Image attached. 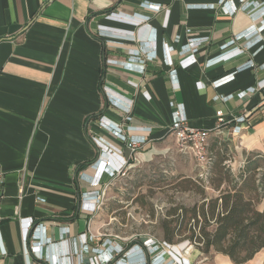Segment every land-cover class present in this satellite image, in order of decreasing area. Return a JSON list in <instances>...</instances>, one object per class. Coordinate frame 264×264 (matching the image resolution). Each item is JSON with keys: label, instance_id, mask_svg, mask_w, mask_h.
I'll list each match as a JSON object with an SVG mask.
<instances>
[{"label": "crops", "instance_id": "crops-1", "mask_svg": "<svg viewBox=\"0 0 264 264\" xmlns=\"http://www.w3.org/2000/svg\"><path fill=\"white\" fill-rule=\"evenodd\" d=\"M244 1L247 9L230 14L219 0H0V264H47L33 245L50 257L63 255L66 242L69 264H88L91 253L75 254L74 246L79 233H95L97 209L82 203L100 188L90 181L109 155L94 138L121 149L130 165L127 141L145 136L136 153L145 159L173 138L170 100L200 128L214 127L218 110L244 116L249 124L232 133L231 123L221 134L241 137L246 152L264 148V100L251 89L264 81V28L243 36L264 21V12L248 11L264 0ZM192 38L195 59L182 64ZM235 70L234 80L213 87ZM112 178L104 173L101 184ZM29 219L41 236L31 229L24 249Z\"/></svg>", "mask_w": 264, "mask_h": 264}, {"label": "rangeland", "instance_id": "rangeland-1", "mask_svg": "<svg viewBox=\"0 0 264 264\" xmlns=\"http://www.w3.org/2000/svg\"><path fill=\"white\" fill-rule=\"evenodd\" d=\"M244 145L246 143L241 137L227 133L209 138V149L213 153L214 161L223 158L222 168L228 167L232 172H238V169L247 165V159L255 158L259 162L257 175L264 177V148L246 152ZM146 156L142 159L141 154H136L132 158V164H124L107 184L98 188L100 202L95 217V233L99 234L97 242L101 243L109 237L128 244L140 237L152 235L165 240L163 229L175 224L172 221L175 215L169 213L172 208L191 206L202 199L198 191L199 181L197 185L189 184L184 189V177L203 178L199 183L203 185L204 193L208 197L220 194L209 183L208 178L216 169L214 161L208 174L204 175L205 169L190 154L180 150L171 136L159 143L158 147H150ZM97 166L101 171L106 169L103 163ZM263 203L264 196L256 205L261 208ZM197 233L198 227L195 235ZM187 235L188 231L173 235V244L182 248L185 241L182 239ZM189 244L191 264H233L227 255L212 249L206 253L191 242ZM187 248L186 246L184 250ZM244 264H264V248Z\"/></svg>", "mask_w": 264, "mask_h": 264}, {"label": "built area", "instance_id": "built-area-1", "mask_svg": "<svg viewBox=\"0 0 264 264\" xmlns=\"http://www.w3.org/2000/svg\"><path fill=\"white\" fill-rule=\"evenodd\" d=\"M241 5L237 4L234 0H219L221 8L225 10L226 12L230 14H234V12L240 10V9H247L248 6H250V3H246L244 0H237ZM145 6H148L147 4ZM154 9L159 10L160 6L156 5ZM250 13L252 15L256 14L257 12H264V2L262 4H256L254 3L251 8H249ZM117 16V15H116ZM124 18V17H122ZM255 21V20H254ZM264 28V21H262L261 24L252 23L247 31L243 33L244 35H249L250 33L255 32H261ZM242 35H238L237 38ZM234 40H232L233 42ZM197 41L195 39H190V42L186 45L192 53L187 56L188 58H185L182 60V64L188 61V63H191L195 57H194V51L197 49ZM164 49V62H167L168 64H171L169 61V54L172 50V47L165 46ZM240 50V49H239ZM187 59V60H186ZM250 65H253L252 62L248 63L246 66L249 67ZM174 69L171 70V77H173V85L176 87V79L174 74ZM235 71L229 72L227 74H224L218 79H215L212 81L213 87H219L221 84L230 82L234 80L235 78ZM197 85L199 88L201 87V82H197ZM252 90H260L262 92L263 100H264V81L258 82L255 87H251ZM109 96V95H108ZM110 97V96H109ZM169 106L171 107V124L167 130V133L173 136L175 143L177 147L182 150L185 153L190 154L198 164H200L204 169V175L208 174V169L212 164L213 159V153L211 149H209V138L210 133H213L215 135L220 134L222 132V128L231 124L235 123L230 131L232 133H235L245 127V124H249L248 121H246V118L244 116H237V117H226L223 113V111L218 110L216 111V124L212 128H200L197 126H191L189 124V120L187 119V115L185 112V106L182 102H175L174 100L169 101ZM130 109V107H128ZM112 130L113 134L117 137H121L123 140H125V137L121 132L115 128ZM95 142L98 144H101L102 147H104L106 152H109V162H107V165L114 166V168L110 171L107 168L104 171H101L97 177H93L91 182V186L98 187L102 186L101 184V178L103 174L106 172L109 174V176H113L117 169L121 170L124 164H128L127 159L122 155L123 151L121 149L111 148L107 145H103L102 142H99L97 138H94ZM145 136H135L132 137L130 140L127 141V147L131 151L130 157H133L137 153V147L143 145L146 142ZM117 165V166H115ZM4 174L0 171V208L2 203V197L4 192ZM88 201H84L82 205L89 211H93L98 208L99 202H100V196L98 190H95L92 194L88 193ZM2 216L0 214V220ZM39 225H36L35 227H32V220L29 219L25 221L24 223V234H23V243H24V249H26V240L29 238V232L31 229H34L33 237L35 236H41L37 233V230L39 229ZM66 231V230H64ZM98 233H90L83 232L79 233L77 236L79 243L74 246V253H91L88 264H191L190 257L185 258L183 254L180 253L184 249L180 248V251L178 250L180 245H175L173 243L166 242L165 240H160L156 237L152 236H146V237H140L136 241L135 244H132L130 246H124L119 242H116V240L112 238H105L103 241L97 245L92 246L91 242H94L98 238ZM45 236L43 235L42 238ZM47 240V239H45ZM60 242H64L65 239L59 240ZM47 242V241H46ZM48 243H50L48 241ZM190 242L188 240H185L183 244L185 247L187 246L190 250L189 244ZM67 242L64 243V249L60 251L63 255L56 256L51 255L50 257L42 256V245L36 243L33 245L34 250L36 249L35 254L38 257L40 261H45L47 264H69L70 262V256L68 254L67 250ZM135 249V250H134ZM186 250V249H185ZM188 250V252H189ZM190 254V253H189ZM36 264H40L39 262H36Z\"/></svg>", "mask_w": 264, "mask_h": 264}, {"label": "trees", "instance_id": "trees-1", "mask_svg": "<svg viewBox=\"0 0 264 264\" xmlns=\"http://www.w3.org/2000/svg\"><path fill=\"white\" fill-rule=\"evenodd\" d=\"M214 161V157L212 162ZM257 159H247V165L232 172L222 168L223 158L214 161L216 169L211 173L209 183L219 190L218 196L208 197L200 184L203 178L184 177L185 187L197 185L202 195L201 202L191 206L173 207L169 213L175 215L172 227L164 228L166 242L173 243V235L188 231V240L203 252L211 249L227 255L233 264H242L252 259L264 248V203L261 208L256 204L264 196V177H259ZM90 162L79 164L77 171ZM213 164V163H212ZM196 227L198 233L195 235ZM133 242V241H131Z\"/></svg>", "mask_w": 264, "mask_h": 264}, {"label": "bare ground", "instance_id": "bare-ground-1", "mask_svg": "<svg viewBox=\"0 0 264 264\" xmlns=\"http://www.w3.org/2000/svg\"><path fill=\"white\" fill-rule=\"evenodd\" d=\"M106 157V161H103V165H104V167H106L108 170H112L113 168H114V166H110V165H107V162H109V160H108V158L107 157H109V156H105ZM115 166H117V165H115ZM118 167V166H117ZM181 248V247H180ZM180 248H178V250L180 251ZM182 248L184 249L185 248V245L184 244H182ZM181 248V249H182ZM186 250H189V249H186ZM186 250H183L182 252L180 251V253L181 254H183L184 255V257L185 258H188V257H190L191 255L189 254L190 252H185ZM195 256H196V254H195Z\"/></svg>", "mask_w": 264, "mask_h": 264}, {"label": "water", "instance_id": "water-1", "mask_svg": "<svg viewBox=\"0 0 264 264\" xmlns=\"http://www.w3.org/2000/svg\"><path fill=\"white\" fill-rule=\"evenodd\" d=\"M109 17L112 18V19H116L118 16L110 14Z\"/></svg>", "mask_w": 264, "mask_h": 264}]
</instances>
